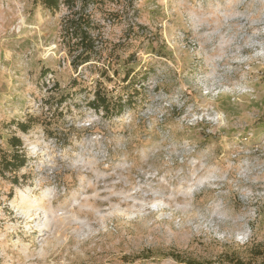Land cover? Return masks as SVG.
I'll list each match as a JSON object with an SVG mask.
<instances>
[{"label":"rangeland","instance_id":"rangeland-1","mask_svg":"<svg viewBox=\"0 0 264 264\" xmlns=\"http://www.w3.org/2000/svg\"><path fill=\"white\" fill-rule=\"evenodd\" d=\"M69 3L96 40L77 70L66 6L0 0V150L26 157L0 175V264H264V0ZM127 72L128 107L95 113Z\"/></svg>","mask_w":264,"mask_h":264},{"label":"trees","instance_id":"trees-1","mask_svg":"<svg viewBox=\"0 0 264 264\" xmlns=\"http://www.w3.org/2000/svg\"><path fill=\"white\" fill-rule=\"evenodd\" d=\"M40 5L50 11H58L61 6H66L69 10L68 16L63 20L61 24L60 33L63 40L66 43L68 54L71 58V66L74 70L79 67L89 64L96 60L97 51L95 50V38L92 37L93 25L90 22L89 16L86 15L83 10L79 7L77 10L74 9L75 4L69 3V0H36ZM96 0H83V4L80 8H85L86 5H94ZM102 75V74H101ZM130 74L127 72L122 78V82H127L129 80ZM135 80L133 77L130 78L126 86H122V91L119 96L112 101L108 92L105 88L97 86L92 92V99L87 102L88 106L93 109L97 114H102L107 118L112 116H117L121 114L126 107H128L132 94L137 93L135 89ZM73 85L78 83L74 79L72 81ZM56 85V84H54ZM131 91L128 93V91ZM67 98L69 96H61L59 98V104L67 103ZM18 130L21 132H27L29 125L26 123H17ZM6 144L10 151L0 150V175L4 176L5 173L15 175L20 169H22L26 164V157L21 152L22 141L16 136H11L7 138ZM15 177V176H14ZM178 263L185 264H210V262H199L190 259H183L178 254H170ZM256 257L264 259V246L259 252H256ZM148 259L149 256H146ZM220 264H223L220 261ZM232 264H244L243 261L236 259L230 260Z\"/></svg>","mask_w":264,"mask_h":264}]
</instances>
